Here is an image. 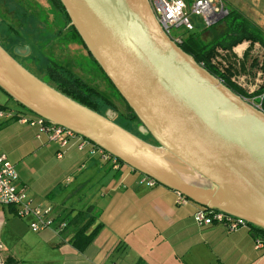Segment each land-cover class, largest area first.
Here are the masks:
<instances>
[{"label":"water","instance_id":"obj_1","mask_svg":"<svg viewBox=\"0 0 264 264\" xmlns=\"http://www.w3.org/2000/svg\"><path fill=\"white\" fill-rule=\"evenodd\" d=\"M153 145L56 91L0 46V89L193 204L264 230V112L176 45L148 0H59ZM26 47L23 51L27 53ZM21 49L15 52L21 55ZM114 115V114H113Z\"/></svg>","mask_w":264,"mask_h":264},{"label":"crops","instance_id":"obj_2","mask_svg":"<svg viewBox=\"0 0 264 264\" xmlns=\"http://www.w3.org/2000/svg\"><path fill=\"white\" fill-rule=\"evenodd\" d=\"M233 1L226 8L264 35V0H245L246 11L260 16L254 15L256 22L235 9ZM235 48L241 56L247 49L260 59L264 53L258 42ZM3 95L0 110L7 106ZM57 151L55 143L45 136L37 139L35 129L17 118L0 119V153L14 165L19 186L35 205L53 210L52 226L34 233L28 219L0 206V264H264V248H255L249 228L230 232L221 225L197 226L195 204H179L173 190L141 186L129 167L114 170L85 150L71 147L61 158ZM90 219L88 233L95 226L98 230L80 249L74 236ZM62 222L66 227L59 231Z\"/></svg>","mask_w":264,"mask_h":264},{"label":"trees","instance_id":"obj_3","mask_svg":"<svg viewBox=\"0 0 264 264\" xmlns=\"http://www.w3.org/2000/svg\"><path fill=\"white\" fill-rule=\"evenodd\" d=\"M45 3L46 7L35 5L36 8L34 9L27 0H0V16L2 13L7 12L9 19H12L8 24L4 20L0 21V44L7 43L9 46L27 45L30 48V52L26 56L24 64L19 63L32 75L56 91L100 115H103L105 112L102 111L103 108L107 109L111 107L116 113V117L113 120L114 123L141 139L156 145L150 136L140 135L136 130L133 131L129 128V126L137 128L140 125L139 121L101 71L100 67L86 51L77 32L72 27H68L65 30L69 19L59 0H45ZM49 16L52 17V22H50ZM216 25H222L223 30L220 34L214 35L210 41H202L200 32L188 33L179 47L183 52L190 55L196 63H201L202 67L212 76L220 79L223 85L233 93L243 98L247 97L248 95L243 90L229 82L227 74L222 73L213 66L211 59L217 49L231 52L233 48L245 41L251 43L258 42L264 47V35H262L257 27L235 11H229L228 15L214 26ZM214 26L204 30H213ZM54 44L57 45L56 48L58 46L64 48L71 44L81 46L86 52L87 63L90 69L94 70L95 74L102 81V87L105 88L104 93H101L92 83L85 82L75 76L71 70L70 62L63 61L61 63L59 60H55V56L49 53L54 49ZM0 92L8 100L13 101L1 89ZM262 94H264V86L260 87L251 96ZM117 103H120L122 107L118 108ZM17 105L19 106L17 107L18 109L27 111L19 104ZM260 108L264 112V99L261 101ZM122 121L125 122V125L121 124L123 123ZM105 163L108 164L107 162ZM8 207L13 208L9 212L12 213L13 211L15 213L13 206ZM77 219L78 217H74L70 223H75ZM92 221L90 219L83 223L74 236L73 243L75 246H79L80 249L90 243L98 230V226H95L88 233ZM248 227L255 238H264V230L252 225H248Z\"/></svg>","mask_w":264,"mask_h":264},{"label":"built area","instance_id":"obj_4","mask_svg":"<svg viewBox=\"0 0 264 264\" xmlns=\"http://www.w3.org/2000/svg\"><path fill=\"white\" fill-rule=\"evenodd\" d=\"M148 2L162 30L178 46L183 43L184 36L173 35L172 31L178 28H183L187 32L194 31V26L191 24L189 16L200 17L206 29L217 24L229 12L222 0H179V3H182L183 6L180 7L178 13L170 16L168 10L170 7L172 9L177 8L178 0H148ZM237 57H241V55ZM261 58H264V53H262ZM258 97L249 99L252 102L249 100L248 102L260 108L259 105H256L255 101H258V104H260L264 98H259V102ZM12 118H17L21 124L34 128L37 139L45 136L49 143H55L58 146L57 158H61L68 148L73 147L78 151L85 150L90 156L107 162L114 170H120L125 166L116 158L66 128L49 124L43 118L24 110H0V119ZM138 184L146 188H152L157 183L149 177L138 174ZM176 194L179 204L192 203L180 194ZM0 206H13L16 217L28 219V228L31 232L37 233L52 226V206L35 205L28 198L24 188L18 184V174L14 165L10 163L3 153H0ZM195 207L193 220L197 226L221 225L230 232L249 228L248 224L241 219L197 205ZM64 227H66V224L62 222L57 226V229L60 231ZM254 246L257 249L264 248V238L256 237L254 239Z\"/></svg>","mask_w":264,"mask_h":264},{"label":"rangeland","instance_id":"obj_5","mask_svg":"<svg viewBox=\"0 0 264 264\" xmlns=\"http://www.w3.org/2000/svg\"><path fill=\"white\" fill-rule=\"evenodd\" d=\"M38 1L41 3V6L46 7L44 0H38ZM222 1L224 4H226L228 3L229 0H222ZM235 1L236 2L233 1L235 9L237 8V10L243 12L247 17H249V20L251 22H256V19L254 18V15L256 14L254 12L249 13L246 11V9L249 7L247 5V2L245 0H235ZM256 17L258 18L260 16L256 15ZM49 19L50 22H52L51 16H49ZM189 20L191 24L194 26V31L187 32L183 28H178V29H173L172 34L186 37L188 33L200 32V38L202 39V41L208 42L213 38L214 35L220 34L221 31L223 30L222 25H216L214 26L213 30L210 29L208 31H205L202 19L197 16H189ZM260 28L264 30V27L261 26ZM53 47H54L53 49L54 51L50 49L52 51H50L49 53H52L55 56V60L57 61L59 60L61 63L63 61L70 62L69 64H71V70L75 76H77L78 78L82 79L85 82L92 83L96 88L100 90L101 93H104L105 88L102 87V81L95 74V71L94 70L92 71L90 69L87 63L88 58H86V52L81 46L76 44H71L64 48H61L59 46L58 48H56L57 45L54 44ZM250 51L251 49H247L242 53L243 56L237 57L241 54H238L237 52L235 53V51L233 52V50L231 52H228L217 49L215 55L211 59V63L213 64V66H215V68H217V70H220L222 73L227 74V77H229L228 78L229 82L234 86H236L237 88L243 90L244 93L247 94L248 96L255 94V92L260 87L264 86V58L260 59V57H256L255 53L254 55H251ZM42 61L44 62L43 59ZM200 65L202 64L200 63ZM248 96L244 97V99H246L247 101L249 99H255L258 96H259L258 100L259 98H264V96L262 95H256L251 97ZM6 100H7V106H4L5 108L4 109L2 108V110L5 109L10 110L19 107L15 102L8 100V98ZM249 101L252 102V100ZM255 102L256 105L260 106L261 103L258 104V101ZM117 106L118 108L122 107L120 103H117ZM102 111H105L104 113H107L108 115H112L113 119L116 117V113L114 109H112L111 107L107 109L103 108ZM122 122L123 123L121 124L125 125V122L124 121ZM129 128L132 129L133 131L136 130L138 132V127L136 128L135 126H131V127L129 126ZM52 198L53 196H50L49 199L52 200Z\"/></svg>","mask_w":264,"mask_h":264},{"label":"flooded vegetation","instance_id":"obj_6","mask_svg":"<svg viewBox=\"0 0 264 264\" xmlns=\"http://www.w3.org/2000/svg\"><path fill=\"white\" fill-rule=\"evenodd\" d=\"M33 7L34 9L36 8L35 5H41V3L38 1V0H27ZM45 2V0H44ZM46 4V3H45ZM1 8V7H0ZM6 17V18H5ZM1 20H4L6 24H8V22L10 23V20L9 17H8V14L7 12L6 13H2V15L0 16V21ZM7 26V25H6ZM68 27L66 26L65 30L67 29ZM1 47H3L4 50H6V52H8L14 59H16L17 61H19L22 65L24 64V60L26 58V56L29 54L30 52V48L27 46V45H18V46H9L7 43H4V44H0ZM28 47L29 50L27 53H25L23 50ZM21 49L22 51L21 52V55L17 54L15 52V49Z\"/></svg>","mask_w":264,"mask_h":264},{"label":"clouds","instance_id":"obj_7","mask_svg":"<svg viewBox=\"0 0 264 264\" xmlns=\"http://www.w3.org/2000/svg\"><path fill=\"white\" fill-rule=\"evenodd\" d=\"M182 6H183L182 3H179V0H178V7L177 8H175V9H172L171 7L169 8V10H168L169 15L171 16L174 13H178L180 10V7H182Z\"/></svg>","mask_w":264,"mask_h":264}]
</instances>
